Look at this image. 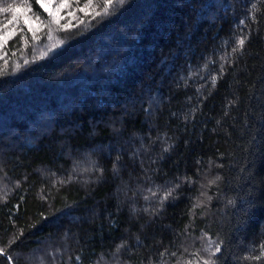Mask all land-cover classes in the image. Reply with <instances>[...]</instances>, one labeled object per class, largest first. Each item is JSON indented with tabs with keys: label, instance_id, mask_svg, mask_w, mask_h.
I'll use <instances>...</instances> for the list:
<instances>
[{
	"label": "trees",
	"instance_id": "obj_1",
	"mask_svg": "<svg viewBox=\"0 0 264 264\" xmlns=\"http://www.w3.org/2000/svg\"><path fill=\"white\" fill-rule=\"evenodd\" d=\"M29 2L37 40L59 46L33 51L0 13V35L18 29L0 49V264H203L209 238L217 264H264V0H126L106 17L70 0L57 35Z\"/></svg>",
	"mask_w": 264,
	"mask_h": 264
},
{
	"label": "snow or ice",
	"instance_id": "obj_2",
	"mask_svg": "<svg viewBox=\"0 0 264 264\" xmlns=\"http://www.w3.org/2000/svg\"><path fill=\"white\" fill-rule=\"evenodd\" d=\"M93 0H87V4L84 7H79L76 9V11L80 12V13H84L86 15L90 14V5L92 4ZM180 3H183V0H179ZM36 4H39V6L41 8H43L44 12L47 13L48 17L50 18V20L48 21V26L51 27V25H57L60 26V21L61 19H63V17L61 16V11L68 9L70 7V0H35ZM119 4L121 7H124L126 5V0H103V6L105 7V9H107L106 12L104 13H98V16H108V15H114L115 13L111 12V9L116 5ZM253 8H255V5H252ZM33 12V8L31 3L29 2V0H23V2L21 4H16V3H11L8 4L6 7H0V13H11L10 18L7 21V24L2 25V27H9L12 25H16L18 24L19 21H23V24L27 27L28 32H30L32 34V38L33 39H38L39 37L37 36V32L39 31L40 27L43 26L42 22L40 21V17L39 16H33L31 15V13ZM75 13L72 11H68L67 12V16L72 17L74 16ZM253 19L255 20V17H253ZM240 25H244L245 24V20L241 19L239 21ZM65 28V30L69 29L71 27V25H64L63 26ZM17 28H13L12 31L8 32L7 34L4 35H0V49H2L4 47V45L7 43L8 39L15 36L16 32H17ZM247 39V37H240L237 39L236 43H237V47L238 48H243V46L245 45V40ZM237 48H233L232 52L233 54L236 53ZM222 59H227V54H225L224 57H222ZM210 63H215L214 61H210ZM207 68V65H205V69ZM221 74H223L224 72V67L223 64L221 65V69H220ZM219 79L218 76L213 75L211 78V83L213 85V88H215L217 80ZM199 91V89L197 90ZM211 94V93H210ZM230 104L232 103L231 101L229 102ZM195 111V110H194ZM227 114V112L225 113ZM262 119H264V117H262ZM219 123V121H218ZM171 147V146H169ZM169 147H165L163 149L164 152H168L169 151ZM136 156V153H132L131 157L134 158ZM109 158H111L110 154H109ZM121 155L117 154L116 158L112 161V171L113 173H117L119 171V167L118 165H120L121 163ZM155 162V161H153ZM92 168H95L97 171H99L101 173V175H103V171L104 169L102 167H98L97 166V162L96 161H92L91 164ZM73 171H75V166L73 167ZM85 171H87V169H85ZM53 175H55V173H53ZM73 179H75L71 174H69L68 176V180H61L60 183L64 184V183H70ZM216 179H219V177H217ZM215 183V180H209L208 184L212 185ZM179 184H177L175 186V188H170L168 189L164 195L160 198V204L161 206H163V203L169 199V197L172 196L173 191H175L176 189L179 188ZM149 191L151 192V189H149ZM153 196L156 195L155 192L152 193ZM203 195V193H202ZM145 200H148L149 197L145 196L144 197ZM211 197H208V200H211ZM229 204H234V201L229 200ZM65 207H67V205H65ZM56 212H59L60 209H56ZM133 211H135V209H133ZM145 211H148L147 209H145ZM42 218H46L43 217L42 214ZM34 227V226H33ZM21 235H23V233H21ZM19 239V237H14L12 240L9 241V245L15 243L17 240ZM137 241L139 242V237H137ZM224 241L221 240L219 243H215L214 247H213V241L211 240V238H209V242L206 246V251L209 252V257L208 259H204L203 260V264H217V260L213 259V257L216 256V254L221 253L222 251V247H223ZM124 247V244H119L116 246V253H119L121 251V249ZM6 255V249L3 247H0V256ZM161 255H164V253H161ZM173 256H175V253H172ZM261 255H264V244L261 245ZM9 262H11V257H8ZM255 259H260V257H255ZM77 260H81V257L77 256ZM149 264H151V261L149 262ZM188 264H191V262L189 261Z\"/></svg>",
	"mask_w": 264,
	"mask_h": 264
},
{
	"label": "rangeland",
	"instance_id": "obj_3",
	"mask_svg": "<svg viewBox=\"0 0 264 264\" xmlns=\"http://www.w3.org/2000/svg\"><path fill=\"white\" fill-rule=\"evenodd\" d=\"M5 24H7V20L6 21H3V23H2V25H5ZM22 24H23V22H22ZM13 26V25H12ZM12 26H9L7 29H5V30H3L2 32L4 33V32H7L8 30H10L9 28H12ZM60 27H61V25L60 26H57V25H51V27H49V30L54 34V35H57L58 34V29H60ZM2 28V27H1ZM1 28H0V30H1ZM43 28V26L42 27H40V29H42ZM48 29V28H47ZM57 31V32H56ZM39 34H40V32L38 31V34H37V36H39ZM52 36V35H51ZM32 38V36H27V38ZM58 37V36H57ZM39 39V38H38ZM36 42H38V43H34L33 44V51H36V52H49V51H52L55 47H58L59 46V43H58V41H57V39H56V36H52V37H48V39L47 40H45L44 42L43 41H39V40H37L36 39ZM36 44H39V45H37L36 46ZM39 54V53H38ZM86 74H88L87 72H84V71H82V75L81 76H79L78 78L77 77H74V76H71L70 77V83L72 84V85H74L76 82H82V80H83V78H84V76L86 75ZM82 89L83 90H86V88L83 86L82 87ZM38 117H36L37 118V121H35V123H37V124H39V123H43L44 124V126H48L49 125V121H48V119H47V116L45 115V113H40V114H38L37 115ZM205 248V247H204ZM206 249V248H205ZM204 252H208V251H206V250H203ZM38 256L36 255L35 256V258H37ZM201 258V262H203V260L202 259H205V257L204 256H201L200 257ZM28 259L31 261V259L33 260L34 259V257H29L28 256Z\"/></svg>",
	"mask_w": 264,
	"mask_h": 264
}]
</instances>
